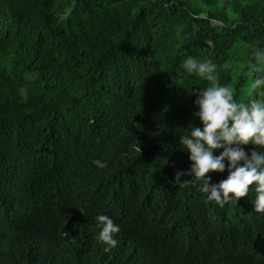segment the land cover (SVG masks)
<instances>
[{"label":"trees","instance_id":"trees-1","mask_svg":"<svg viewBox=\"0 0 264 264\" xmlns=\"http://www.w3.org/2000/svg\"><path fill=\"white\" fill-rule=\"evenodd\" d=\"M255 48L264 0H0V264H264L254 189L220 207L176 183L208 86L183 61L212 60L247 103Z\"/></svg>","mask_w":264,"mask_h":264},{"label":"clouds","instance_id":"clouds-1","mask_svg":"<svg viewBox=\"0 0 264 264\" xmlns=\"http://www.w3.org/2000/svg\"><path fill=\"white\" fill-rule=\"evenodd\" d=\"M182 67L189 76L207 81L208 86L192 90L198 108L194 116L202 127L191 126L186 134L180 135L179 143L188 151L192 163L187 172L177 171L176 183L182 185L184 175L194 176L202 182L201 191L208 200L220 207L237 203L254 189V210L264 213V150L256 148L249 154L242 147L252 144L264 149V48H255L253 58L241 65L247 69L244 75L249 79L247 103L237 101L233 86L220 83L217 65L212 60L188 56ZM218 149L223 150L214 155ZM94 163L99 168L107 166L100 159ZM226 169V179L210 183L211 176L206 174L223 173ZM95 219L98 239L107 245L104 251L109 252L119 243L115 237L120 225L103 214Z\"/></svg>","mask_w":264,"mask_h":264}]
</instances>
